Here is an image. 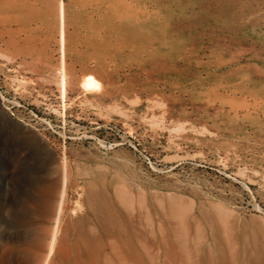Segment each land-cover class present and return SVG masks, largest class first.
<instances>
[{"label": "rangeland", "instance_id": "rangeland-1", "mask_svg": "<svg viewBox=\"0 0 264 264\" xmlns=\"http://www.w3.org/2000/svg\"><path fill=\"white\" fill-rule=\"evenodd\" d=\"M36 1L8 39L0 0V264H264V0H62L65 98Z\"/></svg>", "mask_w": 264, "mask_h": 264}, {"label": "crops", "instance_id": "crops-1", "mask_svg": "<svg viewBox=\"0 0 264 264\" xmlns=\"http://www.w3.org/2000/svg\"><path fill=\"white\" fill-rule=\"evenodd\" d=\"M9 5V11L6 15V19L9 23H15L16 28L14 30H4L5 36L8 39H14L17 37H22V32L25 31V26L23 23L27 22L29 16L33 13H37L39 4L36 0H7ZM26 37L28 35H25ZM7 44H19L17 40H10ZM7 45V46H8ZM0 189H2L0 187Z\"/></svg>", "mask_w": 264, "mask_h": 264}, {"label": "bare ground", "instance_id": "bare-ground-1", "mask_svg": "<svg viewBox=\"0 0 264 264\" xmlns=\"http://www.w3.org/2000/svg\"><path fill=\"white\" fill-rule=\"evenodd\" d=\"M64 12H65V5L64 2L61 0L59 4V13L61 17V32H60V42H61V52H62V64L60 66V75L58 79L59 87L61 90V96L65 98L66 93V76H65V67L63 62L64 56ZM80 87L85 92H98L101 90L102 84L101 82L93 75H86L80 82ZM64 165V163H63ZM60 213V209H59Z\"/></svg>", "mask_w": 264, "mask_h": 264}]
</instances>
